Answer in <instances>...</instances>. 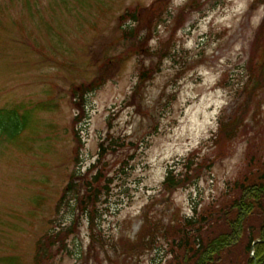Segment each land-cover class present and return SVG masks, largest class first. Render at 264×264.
Masks as SVG:
<instances>
[{"label": "rangeland", "instance_id": "374dc122", "mask_svg": "<svg viewBox=\"0 0 264 264\" xmlns=\"http://www.w3.org/2000/svg\"><path fill=\"white\" fill-rule=\"evenodd\" d=\"M128 9L139 21L121 19ZM263 24L264 0H0V108L30 110L18 146L0 143V264H35L37 240L77 210L71 196L56 210L72 173H85L113 137L124 146L107 155L100 242L83 216L43 264L166 263L159 229L220 195L264 136ZM110 60L84 96L79 138L72 88L102 77ZM222 116L238 118L239 132L220 155L209 138ZM170 167L188 181L166 185ZM151 222L155 240L134 251L129 241Z\"/></svg>", "mask_w": 264, "mask_h": 264}, {"label": "trees", "instance_id": "16d2710c", "mask_svg": "<svg viewBox=\"0 0 264 264\" xmlns=\"http://www.w3.org/2000/svg\"><path fill=\"white\" fill-rule=\"evenodd\" d=\"M126 18L133 22L139 21L138 11L126 10L121 15V19ZM133 32L134 30L130 29V33L133 34ZM111 66H114L112 60L100 66L103 78L96 76L89 86L82 83L79 88H72L75 104L79 105L77 106L79 112L75 115L73 123V131L78 137L79 130L75 126L77 120L83 118L84 96L101 85L102 81L104 82L106 79L104 75L110 74ZM145 73L151 74L152 71L148 70ZM260 76L264 79V61ZM143 80L145 77L141 76L140 82ZM79 99L83 101L78 102ZM38 105L37 108L45 107L43 104ZM29 111L24 110L20 105L0 108V143L18 146L22 130L29 127L27 119ZM238 121V118L234 121H225L222 116L218 132L209 138L213 141L212 145L221 146L220 155L227 151L224 142L238 135ZM118 146H124L123 142H119V137L110 138L107 144L101 142L97 160L85 173L81 174L80 171L72 173L63 189L56 210H60L66 203L69 205L70 202L66 201L71 196L69 199L76 202L78 211L75 210L69 224H60L37 240L35 264H43L50 259L47 258L48 255L54 254L51 252L52 245H58V248L64 251L67 247V238L75 233L83 216L94 234L91 238L93 243L100 242L101 239L95 235L94 231L96 214L99 210L98 203L103 195L109 193L113 179L112 166L109 165L107 155L118 152L116 150ZM120 154L117 153L118 157ZM247 158L246 167L227 182L225 190L220 195L201 208H195L192 216H184L176 224H168L163 229H159L169 244V257L164 264H264V136L259 142L255 140L249 142ZM188 161H191V157ZM112 165L115 163L113 162ZM187 165L190 170V165ZM175 168L170 167L165 180L166 185L188 181V173L176 172ZM184 174L186 177L183 176ZM156 223L151 222L150 229L144 235L141 233V237H137L135 241H129L130 245L135 247L134 251L150 247L149 240H155L154 231L156 227H159L155 225ZM121 252L123 256L126 255V252ZM1 261L15 264L14 258L1 259Z\"/></svg>", "mask_w": 264, "mask_h": 264}]
</instances>
